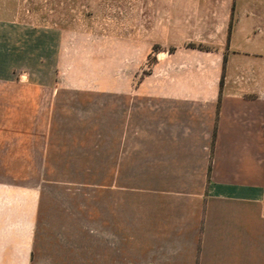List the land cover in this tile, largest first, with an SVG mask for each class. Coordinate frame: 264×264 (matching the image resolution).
Wrapping results in <instances>:
<instances>
[{"label": "rangeland", "instance_id": "374dc122", "mask_svg": "<svg viewBox=\"0 0 264 264\" xmlns=\"http://www.w3.org/2000/svg\"><path fill=\"white\" fill-rule=\"evenodd\" d=\"M185 5L196 1L0 0V54L8 48L14 65L12 94H0V245L13 246V264H27L26 250L28 264H44L59 232L75 235L83 256L85 231L128 228L133 190L117 183L115 141L103 161L100 96L200 83L201 64H214L200 63V52L213 45L200 47V22H178ZM234 6L264 17V0ZM108 111L111 134L114 102Z\"/></svg>", "mask_w": 264, "mask_h": 264}, {"label": "crops", "instance_id": "0c3cea01", "mask_svg": "<svg viewBox=\"0 0 264 264\" xmlns=\"http://www.w3.org/2000/svg\"><path fill=\"white\" fill-rule=\"evenodd\" d=\"M195 1L181 7L188 16L178 22H200V47L213 45L200 52V63H214L201 64L200 83L100 96L103 161L115 141L117 183L133 190L124 220V207L117 208L128 228L85 231L83 256L75 235L66 241L59 232L52 251L39 256L44 264H264V33H248L264 29V17L234 0ZM13 68L6 48L0 94L11 96ZM20 258L28 264V250ZM13 261V246L0 245V264Z\"/></svg>", "mask_w": 264, "mask_h": 264}]
</instances>
